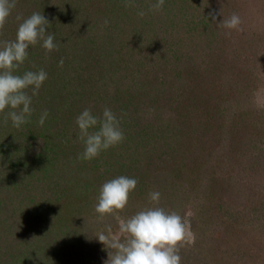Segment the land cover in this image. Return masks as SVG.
Wrapping results in <instances>:
<instances>
[{
	"label": "rangeland",
	"instance_id": "rangeland-1",
	"mask_svg": "<svg viewBox=\"0 0 264 264\" xmlns=\"http://www.w3.org/2000/svg\"><path fill=\"white\" fill-rule=\"evenodd\" d=\"M211 1L219 6L217 0ZM240 1L243 5L239 4L237 14L241 30H229L224 45L215 41L211 50H219L224 60L231 54L240 55L244 70L239 79H224L228 96L218 107L220 117L213 118L215 104L205 101L203 92L196 100L187 101L196 92L181 83L180 71L190 68L192 60L187 58L194 48L185 33L190 26H185L176 12L178 5L170 3L169 9L163 6L151 10L150 5L157 0H131V7H125V0H117L119 4L114 0H79V10L84 14L74 34L81 36V46L66 56L70 64L61 67L60 62L54 63L57 72L66 75L73 67L76 70L70 83L61 74L66 97L60 95L58 102L69 99L63 114L54 115V120L42 126L33 122L16 128L7 121L0 129L5 135L14 134L15 129L27 130L21 138L28 140L30 136L28 153L18 171L26 177L28 174L31 182L27 185L20 181L14 197L26 192L33 209L19 215L16 209L5 215V222L10 227L9 238L21 239L24 254L31 255V264H105L115 249L108 248L98 236L104 234L110 241L123 242L120 221L157 206L184 217L195 237L194 243L180 248L181 264H216L221 255V263L237 264L233 253L224 255L211 247V236L217 235H212L210 228L218 219L207 204L215 189L224 191L219 199L231 204L229 210L239 207V201L252 205L259 199L264 201V4L245 0V5ZM141 11L143 17L138 15ZM56 25L62 27L61 22ZM119 29H125L124 38L117 34ZM252 31L257 32L254 40ZM28 95L33 97L32 92ZM105 107L120 121L123 141L91 160L79 158L85 145L78 137L76 117L84 109L100 117ZM181 108L186 114L180 112L182 117L178 118L175 110ZM248 136L257 141L244 142ZM191 139L196 146L190 149L180 142ZM13 154L15 157L17 152ZM120 176L135 178L136 188L123 210L101 217L95 211L100 188ZM153 191L160 193L158 204L149 198ZM263 218L242 219V227L250 230L243 229L246 234L239 250L247 246L250 252H256V261L243 264L264 262ZM13 219H22L25 232L23 228L18 232L11 229Z\"/></svg>",
	"mask_w": 264,
	"mask_h": 264
},
{
	"label": "trees",
	"instance_id": "trees-1",
	"mask_svg": "<svg viewBox=\"0 0 264 264\" xmlns=\"http://www.w3.org/2000/svg\"><path fill=\"white\" fill-rule=\"evenodd\" d=\"M114 1L117 2V0ZM199 1L203 2L204 4L199 3ZM217 1L219 6L215 4V2L212 3L211 0H165L163 5L166 9H169L170 3L172 6L178 5L176 12L181 15L179 18H181L183 23H185V26H190V30L187 28L185 33L189 34L194 52L190 55V58H187V61L192 60L191 66L188 69L189 71L181 70L180 76L183 75L181 80L183 86H190L191 90H195L196 94L193 97H188L189 100H187L186 97L185 98L187 101H192L193 98V100H196L197 95H200V92H203L202 96L205 101L210 100L216 106L215 110L212 111L213 118L220 117L221 109L218 107H220V103L225 101V98L228 96L227 90H229V86H226L225 89L223 83H227L226 81H228V77L230 78L233 76L232 80L239 79L238 75H240L241 71L244 70V60L240 57V55L233 56L231 54L227 60H224L221 58V52L219 50H211V44H214L216 41L222 46L229 36V29L218 27L217 25L223 19L229 18L233 13L237 14V12H239V4L243 5V3H240V0ZM259 1L264 4V0ZM79 4V0H16V6L11 10L4 27L0 29V42L15 40L18 25L22 22L23 18L29 17L33 12H39L43 14L49 21L51 17L49 14L51 11H53V15L51 17V19H53L52 23H49L50 25L46 31L54 35V43L57 44L58 48L47 53L46 55L45 49L41 47L42 41L38 42L34 46L29 45V48L27 49L28 56L24 63L21 64L19 68L13 70L15 75L21 76L27 71L38 72L40 69H43L47 73V79L43 82L41 88L39 89L38 95H34L32 97L30 107L33 109V112L31 116L26 117L27 122L21 125V127L30 125L33 122L38 123L44 110H47L48 112L45 122H48V120L51 121L52 119L54 120L53 116L57 114L60 116L63 114L62 111L64 108L67 107L69 99H63L58 102L60 95H66V91L64 92V89L62 88L65 86V84L64 82H61L60 78H62V75H65L64 80L66 83H70L69 81L71 80V77H73L76 70L73 67V69L71 71L69 70L66 75L64 71L57 72L59 68L57 65H54V63L58 64L61 58L63 63L67 64L69 61H66V56L73 51H77L81 46L78 43L81 42V40H79L82 39L81 36L79 33L77 35L74 34V27H77L79 23L82 22L81 20L83 19L84 14L80 12ZM244 4H247L245 0ZM17 16H20L22 19L17 20ZM213 17H215V20H213ZM58 22H61L62 27H58V25H56ZM118 33L120 37L123 36L124 38L125 29H119V32L117 31V34ZM250 34V37L254 40L253 37L256 36L257 32L252 31ZM125 38H127L126 35ZM252 44H254V41ZM262 45L264 46L263 42ZM87 46L89 47L88 44ZM83 48L85 49V46ZM262 52H264V47ZM257 54H259L258 49ZM50 56L54 59L48 61L47 59H50ZM232 58H238L236 61L238 64L237 66L235 65L236 62H234ZM66 66L67 65H65V67ZM225 78L226 81H224ZM192 81L195 82L192 83ZM237 81L238 80L234 82L239 84L240 82ZM73 88L76 90V86ZM220 88L222 89L220 90ZM25 91L27 94H30L32 89L28 88ZM225 91L226 93H223ZM217 92H221V95L226 94V97L225 95L218 97L219 95L217 94L219 93ZM178 95L180 96L182 93H179ZM70 96L71 95L69 93V97ZM181 110L182 108L180 111H177V109L175 110L176 117H182L180 112L181 114H186L184 111L185 109L183 111ZM10 111H13V109L6 108L4 112L0 113V129H3L5 126L4 115ZM16 111H19V109H16ZM55 111H57V113H54ZM7 121L9 123L11 122V119L9 118ZM45 122L44 124H46ZM18 131L19 130L15 129V132H13L14 134L7 135L1 133L0 131V264H31V255L30 253L24 254L25 250H23L21 239L19 240L9 238L10 227L5 222V215L9 216L16 209L17 211L15 213L18 215L24 213V211L28 212L29 210L33 209V203L30 204L29 200H27L29 195L26 194V192H23L22 195L19 193L18 198L14 197V191L18 189L19 192L20 190L18 187L20 181L21 183L23 182L27 185H29L31 182L29 180L28 174L26 177L25 174H23L24 176L22 175V171H18V166H22L24 157L26 153H28L27 150H29L30 136L28 137V140L21 138V136L25 135L23 132L27 130H20L21 132ZM187 137L192 138V135H188ZM168 138L171 139V136ZM206 139L208 140V137H206ZM253 139V137L251 139L250 136H248L245 138L244 142H248L249 140L251 141ZM253 141H257L256 138ZM180 142L188 149L196 146L195 139H191L188 142L186 140H181ZM198 142H200V139H198ZM181 143L180 145H182ZM204 143V139H202V144ZM13 152H17L15 157L13 156ZM16 161L18 163L17 165L14 164ZM219 191L220 192L215 189V195L211 196L207 204L209 211L213 214V216L215 215L216 219H218L216 222L217 224L210 228L212 230V235H217L211 236L212 239L214 237L213 246L211 247H213L215 252H218L219 249V251H221L224 255H232L233 253L235 258L234 260L235 262L237 261V264H243V261H249L252 259L256 261L254 258V256H256V252H250L249 247L245 246V250H239V247L241 248L243 246L242 237L246 234H243V229L245 228L242 227V219H247L250 221L252 218V220L257 221L259 218H263L264 201L259 199L256 201L255 205H252L251 203L247 204L245 201H239L237 202L239 203V207L236 205L233 206V210H229L228 208L231 204L229 205V202L226 204L225 201H221L219 199L221 198L220 194H223L224 192L222 191L221 193V189ZM27 207L29 208L27 209ZM21 222L22 219L17 221L13 219L10 223L11 229L14 231L23 228L25 232V227L21 226ZM249 230L250 229L248 228L246 231L248 232ZM261 231L264 234V231ZM231 241H233V243ZM222 244L225 246L222 247ZM215 252L214 255L218 256V254H215ZM217 259L219 260L216 262V264H223L221 263L222 255ZM255 263L263 264L264 262L259 261Z\"/></svg>",
	"mask_w": 264,
	"mask_h": 264
},
{
	"label": "clouds",
	"instance_id": "clouds-1",
	"mask_svg": "<svg viewBox=\"0 0 264 264\" xmlns=\"http://www.w3.org/2000/svg\"><path fill=\"white\" fill-rule=\"evenodd\" d=\"M164 2L165 0H157L155 4L150 5V9L160 10ZM15 6L16 0H0V29L4 27ZM131 6H133L131 0H125V7ZM138 15L143 17L145 13L141 11ZM21 19L17 16V20ZM49 25L43 14L33 12L29 17L23 18L18 25L15 40L0 42V113L6 108L13 109L6 114L5 122L10 118L16 128L26 123V117L31 116L33 112L30 107L32 97L25 90L31 87L32 95H38L39 89L47 79V73L40 69L38 72L27 71L21 76L15 75L13 70L24 63L29 45L34 46L42 41L41 47L45 49L46 55L58 48L54 43V35L46 31ZM240 25L241 18L233 13L217 26L240 31ZM60 66H63V60L60 61ZM47 116L48 112L44 110L39 119L41 126ZM75 123L79 129L78 137L85 145L79 157L84 160L97 157L102 150H107L124 139L119 126L120 121L107 107L100 117L94 116L90 109H84L76 117ZM97 125L98 130L90 131ZM137 183L135 178L126 176L105 182L100 188L95 211L103 217L114 211L123 210L128 203L129 194L135 190ZM149 198L158 204L160 193L150 192ZM120 232L125 235L123 242L110 241L104 234L98 236L108 248L115 249L114 253H109L105 264H181L180 248L195 241L190 225L184 217L175 211L168 212L158 206L146 208L126 220H121Z\"/></svg>",
	"mask_w": 264,
	"mask_h": 264
}]
</instances>
